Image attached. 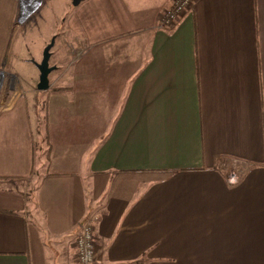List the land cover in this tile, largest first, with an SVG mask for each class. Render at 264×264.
Here are the masks:
<instances>
[{
    "label": "crops",
    "instance_id": "obj_1",
    "mask_svg": "<svg viewBox=\"0 0 264 264\" xmlns=\"http://www.w3.org/2000/svg\"><path fill=\"white\" fill-rule=\"evenodd\" d=\"M174 1L0 0V264H264V0Z\"/></svg>",
    "mask_w": 264,
    "mask_h": 264
},
{
    "label": "built area",
    "instance_id": "obj_2",
    "mask_svg": "<svg viewBox=\"0 0 264 264\" xmlns=\"http://www.w3.org/2000/svg\"><path fill=\"white\" fill-rule=\"evenodd\" d=\"M32 1L34 0H21L22 11L27 12L28 10V12L25 13L26 15H30L32 12L36 11L42 3V0H35L37 1L36 4L29 6L28 2ZM194 1L195 0H175L173 6L163 14L162 17L164 22L169 24L183 16V14L192 6ZM234 177L235 175L231 176L230 178L233 180L235 179ZM76 249L79 264H96L98 258V247L94 234V225L92 222L84 221L81 224V230L77 239Z\"/></svg>",
    "mask_w": 264,
    "mask_h": 264
},
{
    "label": "rangeland",
    "instance_id": "obj_3",
    "mask_svg": "<svg viewBox=\"0 0 264 264\" xmlns=\"http://www.w3.org/2000/svg\"><path fill=\"white\" fill-rule=\"evenodd\" d=\"M37 1H32V2H28V5L31 6L33 3L36 4ZM45 2L44 7L40 10V8L42 7L43 3ZM67 2V0H42V3L40 4V6L38 7V9L34 12H32L25 20H23V17L26 16L25 13L27 12L22 11L21 12V16H20V21H24V23L31 18V16H33V14H35L29 21L26 27H28V34L27 37L29 39L32 38V34L33 33H37V31H39L40 26H46L47 23H49L50 21H53L54 16H56L57 12L64 6V4ZM72 2L74 3V0H72ZM31 8V7H30ZM38 11V12H37ZM37 12V13H36ZM41 12V14H40ZM23 13V14H22ZM25 14V15H24ZM22 19V20H21ZM49 21V22H48ZM31 63V62H30ZM29 66L27 65V69H29V72L32 73V67L36 68L35 66L32 65V63ZM25 64V63H24ZM36 65V64H35ZM26 66L23 65V68H25ZM43 125V123H42ZM42 125H40L39 130L42 129ZM36 150L39 154H42V151H46V147L43 145V142L40 140L38 142V144H36ZM48 151V149H47ZM46 151V153H47Z\"/></svg>",
    "mask_w": 264,
    "mask_h": 264
},
{
    "label": "water",
    "instance_id": "obj_4",
    "mask_svg": "<svg viewBox=\"0 0 264 264\" xmlns=\"http://www.w3.org/2000/svg\"><path fill=\"white\" fill-rule=\"evenodd\" d=\"M29 14L23 17L25 20ZM38 68L40 70V81L38 84V88L40 90H47L49 87V73L51 72L52 68L49 66V53L48 50L45 51V57L41 63L38 64ZM3 77L0 79V85L2 86Z\"/></svg>",
    "mask_w": 264,
    "mask_h": 264
},
{
    "label": "trees",
    "instance_id": "obj_5",
    "mask_svg": "<svg viewBox=\"0 0 264 264\" xmlns=\"http://www.w3.org/2000/svg\"><path fill=\"white\" fill-rule=\"evenodd\" d=\"M37 12H38V11H37ZM37 12H36V13H37ZM34 15H35V14H33V16H34ZM33 16H31V18H32ZM31 18H30V19H31ZM30 19H28V20L24 23V26L27 25V23H28V21H29ZM6 63H7V62H6ZM45 120H46V117H44V121H45Z\"/></svg>",
    "mask_w": 264,
    "mask_h": 264
},
{
    "label": "bare ground",
    "instance_id": "obj_6",
    "mask_svg": "<svg viewBox=\"0 0 264 264\" xmlns=\"http://www.w3.org/2000/svg\"><path fill=\"white\" fill-rule=\"evenodd\" d=\"M34 4V3H33Z\"/></svg>",
    "mask_w": 264,
    "mask_h": 264
}]
</instances>
